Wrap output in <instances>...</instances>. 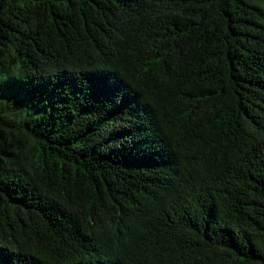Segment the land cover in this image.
Returning <instances> with one entry per match:
<instances>
[{"label":"trees","instance_id":"1","mask_svg":"<svg viewBox=\"0 0 264 264\" xmlns=\"http://www.w3.org/2000/svg\"><path fill=\"white\" fill-rule=\"evenodd\" d=\"M0 264H264V0H0Z\"/></svg>","mask_w":264,"mask_h":264}]
</instances>
